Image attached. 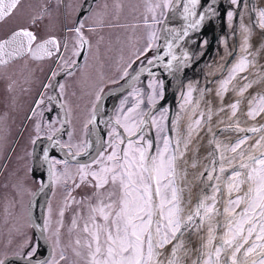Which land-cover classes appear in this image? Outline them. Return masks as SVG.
I'll use <instances>...</instances> for the list:
<instances>
[{
	"label": "snow or ice",
	"instance_id": "6c2138e0",
	"mask_svg": "<svg viewBox=\"0 0 264 264\" xmlns=\"http://www.w3.org/2000/svg\"><path fill=\"white\" fill-rule=\"evenodd\" d=\"M230 3L238 6L240 0H230ZM20 4L21 0H0V22L14 15ZM201 5L202 0H185L182 6L181 0H162V3L157 4L156 7L178 11V14L187 22L186 25L179 32L176 29L167 31L175 33L174 38L183 39L190 31L198 30L206 19L216 15L217 10L212 6L208 7L207 13H198L197 9ZM252 11L255 16L253 23L264 30V9L253 8ZM226 15L231 21L234 12L228 11ZM152 20L154 23H161L155 15ZM82 28L83 24H80L75 29H70L75 32L77 38V47L72 53L73 56H79L85 45L90 47ZM241 29L246 34L241 51L247 55L240 57L228 70V76L221 81L217 95L226 93L228 85L253 65L254 61L248 59L249 55L253 57L258 55L249 51L251 45L248 42V35L251 34L252 28L241 23ZM37 39L36 34L27 28L22 27L13 31L8 38L0 40V64H6L9 60L25 54L35 59H43L61 52V43L56 37H50L39 43ZM155 40L156 33L152 32L149 44L139 51L137 59L140 56H147L154 46L159 47L155 45ZM207 43V40L201 41L202 46ZM172 48L173 44L167 42L168 51L165 55H170L171 61L164 67L170 72L178 71L192 59L188 52L178 57ZM63 49L68 50L67 42L63 45ZM57 58L64 60L63 55ZM162 59L161 56L148 59L147 65H153ZM172 61L183 63L174 66ZM71 66H76L74 60L71 61ZM145 70L152 74L150 68L141 69V71ZM51 75L54 78L59 73L54 71ZM123 75L128 76V71L125 70ZM137 78L134 77V79ZM241 78L245 81L248 79L247 76ZM46 87H53V85L49 83ZM59 87L63 92L64 86L59 85ZM149 87L152 90L151 100L155 101L157 97L163 98L162 80H155ZM250 88L252 83L248 82L238 90V94L243 96ZM192 90V86L189 85L187 94L189 99L186 103L190 102ZM47 99L50 101L53 97ZM102 99V95L98 94L95 105H99ZM44 104L45 99L42 96L36 108L39 109ZM239 105V100L230 105L232 116L236 115ZM138 107L139 105L136 108H129L127 112L121 109L123 114L115 119V127L109 134L110 140L107 147L111 148V151L106 155L104 152L97 154L92 161V164L96 166L95 169L92 168V164H81L78 167L82 182L88 176L95 180L93 186L97 189L94 193L97 201L95 204L88 205V216L82 227L77 217L72 220V229L79 230L74 240V255L80 257L83 264H184V257L181 255L182 250L184 255H187L184 234L203 228L206 222L207 239L199 250V256L192 261V264H264V135L248 148L243 147L249 139L245 136L228 149L234 154L232 157L220 155V161L227 160L231 170L229 171L223 163L219 164L218 169L213 166L206 177L209 182L215 181L210 185L212 195H205L196 205L194 212L185 216L184 190L180 187V181L186 173L181 170L180 161L185 155L189 140L183 142V150L180 139L173 140L167 135L158 136V142L155 145L151 139L146 140L141 133L149 121L133 115ZM47 110L51 111V109ZM97 111L98 108L94 106L89 123H95ZM261 114H264V95L254 96L249 101L247 115L255 119ZM32 115H39L43 119V110L38 113L34 109ZM143 115L147 117L149 114ZM202 119L203 114L201 119L193 122L195 128L189 127V138L193 131L199 129ZM209 119H211L210 114ZM64 122L67 123V119ZM151 123L155 124L161 133L163 132V128L155 119ZM47 127L51 134H46V138L52 142L51 148L71 149L72 145H63L58 139H54L59 129H54L51 123ZM118 128H122L127 136L122 135ZM234 128L239 132L264 131L255 127L240 128L238 123ZM35 130L37 135L32 141L33 144L41 139V123L36 124ZM211 143L216 149L220 148V144L215 139ZM88 146L86 142L85 148ZM79 154V152L72 153L73 157ZM43 163L48 165L50 174L59 164H64L65 173L67 171L68 161L50 159L47 149L43 153ZM212 163L215 165L216 162ZM225 172L229 174L222 188L220 176ZM56 179L59 181L60 177ZM76 187H79V184ZM102 189L108 190L101 192ZM218 196H220L219 200ZM71 202L82 203V201H76L74 197ZM218 204L223 205L222 209L217 207ZM67 206L66 203L65 207ZM48 211L49 220L45 222L41 230V237L45 242L54 239V243L59 245L64 210L61 209L59 212L61 219L56 222L57 227L52 236L44 235V232L51 227L50 207ZM217 217H222V220H217ZM197 218H200V223H195ZM218 229L222 231V235L217 238ZM169 245L171 248L165 256V249H168ZM39 247L40 244L37 242L28 255L21 258L31 261ZM7 260L8 257L0 259V264H6ZM64 260H67V257L61 249L58 258L53 254L47 260L37 261V264H60Z\"/></svg>",
	"mask_w": 264,
	"mask_h": 264
},
{
	"label": "rangeland",
	"instance_id": "374dc122",
	"mask_svg": "<svg viewBox=\"0 0 264 264\" xmlns=\"http://www.w3.org/2000/svg\"><path fill=\"white\" fill-rule=\"evenodd\" d=\"M31 1L33 0H25L21 3L16 10V13H18L26 5L30 4ZM57 1L58 0H54V4H57ZM83 2L84 0H64V7L62 9L63 12L62 14L59 12V14L63 16L61 17L64 19L63 24H65L66 21L68 24L65 28V36H67L69 41V47L67 50L68 54L63 60L65 65L71 64V61L74 60L75 56H73L72 53L77 47L76 35L73 31H70L73 27V20H71V18L67 20V18H69V16L74 18L76 14H78ZM36 3L37 2H34L35 5ZM161 3L162 0H99L84 20L82 32L90 41L88 54L83 65L75 72L69 81H66L64 87V104L66 105L69 114V132L68 137L64 140V145H72L71 148H73V153L79 152V155H81L88 149V147L85 148V144L86 142L89 144L88 140L90 137L91 126L89 121L92 118V109L96 106L95 101L97 95H103L109 89L120 86L133 74L135 69L144 63H147L148 59L155 57L159 47L154 46L152 50L147 53V56H140V58L137 59L139 51L144 49L146 45L149 44L152 32L156 33L155 45L159 46L161 27L169 11L168 8L156 7L157 4ZM234 6L236 10L237 5ZM233 12L235 14L234 10ZM34 13L35 12L32 10L31 14H27L25 18L23 16L25 22L31 20V16ZM161 13H163V15H161ZM153 15H155L161 23H154L152 20ZM149 25H151V27H149ZM230 25L232 28L233 22L231 23L230 21ZM243 36L244 37L240 41V56L238 60L240 57L247 55V53L241 51L246 37L244 32ZM251 36H253L252 33ZM209 38L210 37L208 36L206 39L204 38V40H207L209 43ZM257 58L258 55H255L253 61L257 60ZM250 69L251 67L249 66L248 71ZM125 70L129 73L126 77L123 75ZM260 73L261 69L252 72L250 76L245 75L248 78L247 81L243 80L241 78L242 75L239 74L237 77H240L241 79H238L239 81H232V83L234 82L236 85L240 82L238 89H235L233 93L230 92L229 96H226L227 92L223 95H218L217 98L214 99L217 102V106L219 105V107H224L226 112L232 113L230 105L235 103L237 100L242 103L241 98H245L250 94L248 93V89L243 96H240L238 94V90L248 82L253 84L254 80ZM227 76L228 71L221 79L218 80L217 83H221V81L226 79ZM155 80L163 81L164 98L167 93V81L163 79V76H147L141 80L136 87L131 89L127 94L123 95L118 101L115 102L114 99H111L113 123H109L107 127V129L110 128L105 137L107 138V142L110 140L109 134L111 129L115 127V119L123 114L121 112L122 108L124 112H127L129 108H136V106L139 105L136 113H133V115L137 118H147L144 117L143 114L149 113V109L163 99L159 97H157L155 101L150 99L152 90L149 85ZM197 82H199V86L204 84L201 80H197ZM230 85L231 84L228 85V89ZM218 86L220 87L221 85ZM187 94L188 87L179 91L177 94V104L182 107L192 104L194 98L193 90L190 102L186 103V100L189 99ZM108 102L110 101L108 100L106 105H109ZM166 105L167 102L165 103V106L161 107L151 119V121L155 119L163 128V132L161 133L157 126L151 123V133H154L156 137L153 141L154 145L158 142L157 138L160 135H167L173 139L171 128L172 117L170 115L171 108ZM248 111L249 108L247 109L246 114ZM239 112L240 105L236 114ZM259 117L260 115L253 119L247 115L248 120L252 123L257 121ZM197 119H201V116L194 118L193 122ZM193 122L192 125H194ZM117 130H119L121 134L126 137L122 128H118ZM141 134L145 137V139H147L144 131ZM110 151L111 148L106 147L104 153H108ZM23 154L25 155L24 152ZM23 162L26 167L30 166L29 153H27L24 157ZM78 167L79 164L68 162L67 171L65 173L64 164L56 166L54 176L55 186L53 184V194L47 205V215L45 214L46 222L49 220L48 210L50 207L51 227L46 230V234L48 236H52L55 228L57 227L56 222L61 219L59 212L61 209L64 210L60 244L56 245L54 243V239L50 241L53 246V251L55 249V253L53 252V254H55L57 258L60 255L61 249H63L64 255L67 257V260L61 261L60 264H83V260L80 257L75 256L73 253L74 240L76 239L79 230L72 229V220L74 217H77L78 223L82 227L84 220L88 216V205L95 204L97 201V197L94 195L97 189L93 186L95 184V180L91 176H88L82 182ZM95 167L96 166H92L93 169H95ZM23 174L24 173L20 174L19 177L12 175L9 176V183L12 184L13 180L15 182L12 184V187L19 180L25 183L29 182V177L23 176ZM56 177H60L59 181H57ZM36 184L37 183L35 182L34 187ZM77 184H79V187H76ZM107 190L108 189H102L100 191L106 192ZM73 197L76 201H82V203H72V205L69 206V201ZM79 197L82 199L78 200ZM66 203L68 204L67 207H65ZM10 219L12 223L7 220L5 216H0V259H4L8 256H19L24 253L28 254L32 247L38 242L28 213L15 214L10 216ZM3 222H5V224ZM41 252V247H39L36 255L40 256Z\"/></svg>",
	"mask_w": 264,
	"mask_h": 264
},
{
	"label": "flooded vegetation",
	"instance_id": "af4514ba",
	"mask_svg": "<svg viewBox=\"0 0 264 264\" xmlns=\"http://www.w3.org/2000/svg\"><path fill=\"white\" fill-rule=\"evenodd\" d=\"M24 1L21 0V3ZM33 1L37 2L36 5ZM33 1L18 13L15 12L10 18L0 22V40L8 38L13 31L23 27L36 34L37 43L50 37H56L61 43V52L43 59H35L31 55L25 54L9 60L6 64H0V216H5L11 223L10 216L30 213L31 200L43 183L45 170L41 167V164L38 165V168L35 165L36 149L39 150L41 156L45 149H51L50 159L63 161L58 147L51 148L47 143L46 134H51L47 125L51 123L54 129H59L55 133L54 139H58L64 145V140L68 137L69 132V122L66 123V131H63L64 121L65 119L68 121L69 116L64 104V87L66 81H69L80 68H76L63 76V72L71 69L72 66L71 64L65 65L63 60L57 58L60 55H63L64 58L67 56L68 52L63 49V45L66 42L69 47L68 38L65 36V28L68 24L67 21L63 24L64 19L61 18L63 17L61 14L64 0H58L57 4H54V0ZM86 2L87 0H84L78 14L74 18L70 16L67 18V20L70 18L73 20L72 29L83 24L90 13L88 12L82 21L79 22L80 12L84 9ZM32 10L35 13L31 16V20L25 22V16L31 14ZM73 33L75 34L74 31ZM86 40L90 44L89 39L86 38ZM88 50L89 46L87 54ZM78 59L79 56L74 57L76 63ZM54 71L58 72L59 75L53 78L51 74ZM49 83L53 87H46ZM59 85L64 86L63 92H61ZM42 96L45 99V104L37 109L36 105ZM48 97H53V99L49 101ZM34 109L38 113L43 110V119L39 115H32ZM47 109H51V111ZM37 123H41V139L33 144L32 141L37 135L35 130ZM60 131L61 135H58ZM65 148L73 153V148ZM27 153L30 154L29 167H26L23 162ZM104 154L106 155L107 153ZM39 159L41 160V158L37 160ZM92 166L95 165L92 164ZM55 170L56 167L53 170L54 186ZM22 173H24L23 176H28L31 181L29 180V182L26 181L27 183H25L19 180L12 187L15 182L13 180L12 184H10L8 181L9 176L19 177ZM35 182L37 184L34 187ZM81 199V197L78 198V200ZM71 201L72 199L69 201V206L72 205ZM47 205L45 206V214L47 213ZM37 213H42V210L40 208L37 209ZM3 223L5 224V222ZM27 255L24 253L19 256Z\"/></svg>",
	"mask_w": 264,
	"mask_h": 264
},
{
	"label": "water",
	"instance_id": "95a60500",
	"mask_svg": "<svg viewBox=\"0 0 264 264\" xmlns=\"http://www.w3.org/2000/svg\"><path fill=\"white\" fill-rule=\"evenodd\" d=\"M96 0H88L84 6V9L80 12L79 15V22L83 19V17L90 11V9L93 7V4ZM223 0H202L201 7H198L197 11L205 12L207 13V9L209 6L215 7L217 12L215 16H212L210 19H206L199 27L198 30H192L189 32L188 36H185L183 39L174 38L176 36L175 33H172L170 35V32L167 31L168 29H176L177 32L183 29V27L186 25V21L183 20V18L178 14V11L170 10L167 17L165 18L162 28H161V41L159 48L157 50L156 56L163 57L162 60L156 61L153 65H147L144 64L140 67H138L133 74L125 81L124 84L121 86L112 88L105 92L102 97L103 99L100 101L99 105L96 107L98 108L96 120L94 124H91V139L92 144L89 146L88 150L81 155H76L73 157L71 153L68 152V150L64 147H58L59 154L63 160H67L69 163H76V164H90L92 163L93 159L97 157V154L102 152L106 145V131L107 126L104 128L100 126V118L104 117L105 115V108L108 100L114 99L115 102L118 101L123 95L128 93L131 89H133L144 77L147 76H163L164 80H166L168 77L173 75V77H176V82L173 85V90H176L177 83L180 81V78L182 76L184 69H189L191 67V62L193 58L196 55V52L198 50V47L201 44V38L207 33V26L211 22V20L217 19V16L219 15V11L221 8ZM228 0H224V3H226ZM185 2V0H181V6ZM248 9L249 11V19H250V25L252 28V34L254 37H259L262 41V47L264 50V30H261L256 26L253 21L255 19L254 13L252 11L253 8L255 9H261L258 0H240V4L237 6L235 10V19L233 21V29H234V36H235V51L230 56L229 60L226 62L225 66L220 68L211 78L207 77V80L204 83L203 93L202 96L199 98H196L194 100L193 107L191 108L190 112L186 115V118L182 124L181 129V137H183L185 134H187L189 127L192 125V122L194 118L197 116H201L203 114V119L201 120V127L198 130L199 134L205 133V138L207 139L206 143V152H205V158L204 161L201 163V166L199 168V171L196 176V181L194 185V192H193V200L191 204V210L189 214L194 212L196 205L198 202L205 196V195H212L211 187L210 185L215 183V181L209 182L207 181L206 177L211 171V168L215 166L217 169L219 167L220 163H223L224 161H220V155H223V146L221 144V141L223 142H229V147H232L239 139L244 138L247 136L248 142L243 147L247 148L250 144L253 142H256L260 136L264 135V131L262 132H239L236 131L234 125H226L222 124L221 126H217L216 128L213 127V122L216 117V112L214 110V99L212 98V90L214 88V85L218 82L219 79H221L224 74L228 71L230 64L236 57L238 53V26H239V15L243 9ZM215 38H217V33H215ZM170 35V38H169ZM167 42H171L173 44L172 51L179 57H182L185 52H188L189 55L192 57L190 61L185 63V65L180 68L178 71L173 70L170 72L167 68L164 67V65L168 62H166V58L171 59L170 55H165L167 53ZM87 46L83 48L81 51V54L79 55L78 62L76 63L75 67H72L71 69L65 70L63 72V76L66 75L68 72H71L81 66L83 63L86 53H87ZM180 53V54H178ZM171 61V60H170ZM169 61V62H170ZM173 65H177L180 63H183L182 61H172ZM142 68H150L151 73L150 74L147 70L141 71ZM154 74V75H153ZM249 74V73H248ZM134 77H138L137 79H134ZM203 80H201L202 82ZM257 85V82H254L252 85V88H250V91H252L255 86ZM166 97L159 102L155 109L156 111L159 110L161 107L165 106V103L167 102ZM171 108V107H170ZM154 109V110H155ZM224 111V108H222ZM201 110L203 112H201ZM173 109L170 110V115L172 116ZM209 114L211 115V119H209ZM64 129L63 131H66L67 124L64 123ZM109 123L107 122L106 125ZM233 126V127H230ZM240 128L244 129H250V128H258V129H264V114H261L259 119L252 125V126H244L242 124H239ZM104 129V130H103ZM143 133V132H142ZM58 135H61V131L58 133ZM215 139L219 144L220 148L216 149L215 145L211 143V141ZM45 142V141H44ZM252 142V143H251ZM48 145L52 143L51 141L47 140ZM229 149V148H228ZM49 157L51 153V149L48 150ZM35 165L38 168V165L41 164V167L45 170V177L43 180V183L41 187L36 191L34 194L32 200H31V208L29 217L31 220V223L33 225V229L35 231V235L37 238V241L40 244V247L42 249L43 254L42 255H36L32 258L31 261H29L26 258V256H11L8 257V260L6 264H37V261L41 260H47L50 256L53 255V246L51 242H45L41 237V230L44 228L45 225V206L50 200L52 191H53V173L50 174L48 170V165L43 163V155L41 156V153L38 149H36L35 152ZM38 158H41V160H37ZM213 161H215V165H213ZM224 164V163H223ZM226 168L231 170L229 168V165L225 166ZM206 169L208 171H206ZM215 175V173H213ZM228 172H225L223 175L220 176V183L221 187H224V180L226 176L228 175ZM223 205L221 204L220 208L222 209ZM41 209L42 213H37V209ZM187 216V215H185ZM222 220V217H221ZM200 218H197L195 223H200ZM219 230V229H218ZM221 231V230H219ZM44 235L46 234V231L44 232ZM184 243L190 244V243H196L195 246H197V253L194 260L197 259V257L200 254V249L202 244L206 241V233H205V223L203 228L196 230V231H189L186 232L183 236ZM171 248V245L170 247ZM170 250V249H169ZM193 260V261H194Z\"/></svg>",
	"mask_w": 264,
	"mask_h": 264
},
{
	"label": "bare ground",
	"instance_id": "6f19581e",
	"mask_svg": "<svg viewBox=\"0 0 264 264\" xmlns=\"http://www.w3.org/2000/svg\"><path fill=\"white\" fill-rule=\"evenodd\" d=\"M258 4L260 8L264 9V0H258ZM235 11V6L230 3V1H226L224 3V0L222 1L221 8L219 11V15L217 16L216 22L215 20H211V22L207 26V33L201 38V41L206 39L208 36L209 43L207 45L198 47V50L196 52L195 57L193 58L191 62V67L189 69H184L182 76L180 78V81L177 83L176 90H173V85L176 82V77L167 76L168 77V84L166 86L167 92L169 91V95L167 98V105L173 109V114L171 118V128H172V134H173V140L180 139L181 140V149L183 150V142L185 140H189L187 150L185 152V155L183 159L180 161V168L181 170L186 173V176L180 181V187L183 188V201H184V209H185V215H188L191 210V204L193 200V192H194V185L196 181V176L199 171V168L201 166V163L204 161L205 158V152H206V141L207 139L204 137L205 133L202 135L198 133L199 129H196L192 132L191 137L189 138V130L187 134H185L183 137H181V129L182 124L186 118V115L190 112L191 108L193 107L194 100L196 98H200L203 93L204 84L202 86H199V82L197 80H203V83L208 78H211L220 68L225 66L226 62L229 60L232 53L235 51V36H234V29L233 26L231 28L230 21L227 19V12L228 11ZM249 10L243 9L239 15V26H238V53L232 63L230 64L229 68L232 67V65L235 64V62L239 58L240 54V41L244 37L243 31L241 29V23L250 25V19H249ZM235 19V14L233 19L231 20V23ZM215 33H217V38H215ZM252 33V32H251ZM172 33H170L171 35ZM169 35V38H170ZM246 36V34H245ZM249 44L251 45L250 52L252 53H258L257 60L254 61L253 65H251V69L249 72H255L257 70L261 69V73L257 76V78L254 80V82H257V85L253 89V92L247 95L245 98L242 97V103H240V112L236 114V116H232L231 112H223L221 111L222 107L217 106V102L214 100V110L216 112V117L213 122V129L217 126H221L222 124L226 125H234V124H242L244 126L253 125L254 123L250 122L247 118L246 111L249 108V101L254 96L264 95V50L262 47L261 39L259 37L254 38L249 35ZM180 54V53H178ZM180 57V56H179ZM253 56H249V60H253ZM171 59L166 58V62H169ZM179 61H177L178 63ZM262 62V63H261ZM219 66V67H218ZM218 69V70H217ZM197 78V80H196ZM241 79L240 77L237 78ZM253 82V83H254ZM218 84V83H217ZM214 85V88L212 90V98H217V92L220 90V87L218 85H221L219 83L218 85ZM240 82L236 85V83L233 84V86H229L230 92H234L235 89L237 90L239 87ZM189 85L193 86V102L189 106L182 107L181 105L177 104V97L179 91L182 89H186ZM235 85V87H234ZM108 102L109 105H106L105 108V115L104 117L100 118V126L102 127H108L107 122H112V110H111V100ZM218 101V100H217ZM156 109L151 111V113L148 115L147 120L149 123L145 126L144 132L146 133L147 139L152 140V133H151V119L153 115L156 113ZM201 112H203L201 110ZM202 123L200 124L201 127ZM192 128H195L194 125H191ZM199 127V128H200ZM104 130V129H103ZM109 129H105V131L109 132ZM215 130V129H214ZM146 139V140H147ZM252 143V142H251ZM92 144V139L89 141V145ZM221 144L223 146V156L225 157H232V153L228 150L229 142H223L221 141ZM255 144L253 142L250 145ZM249 147V146H248ZM247 147V148H248ZM224 165H228L227 160H224ZM195 165V167H193ZM217 199H220V196L217 197ZM221 204H218L217 207L220 208ZM217 220H221V217H217ZM205 233H206V239H207V223L205 222ZM222 235V231L217 230L216 236L217 238ZM185 244V249L187 250V255H184V252L182 250L181 255L184 257V264H192V261L196 257L197 253V246H195L194 243ZM170 247V246H169ZM165 249V256L168 255L169 248ZM43 252H41L40 255H42Z\"/></svg>",
	"mask_w": 264,
	"mask_h": 264
}]
</instances>
